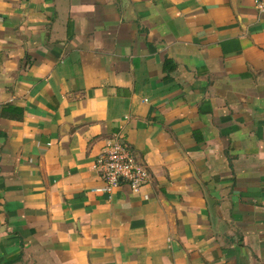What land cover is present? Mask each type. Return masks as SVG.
I'll return each instance as SVG.
<instances>
[{"label":"crops","instance_id":"0c3cea01","mask_svg":"<svg viewBox=\"0 0 264 264\" xmlns=\"http://www.w3.org/2000/svg\"><path fill=\"white\" fill-rule=\"evenodd\" d=\"M0 264H264L254 0H0Z\"/></svg>","mask_w":264,"mask_h":264},{"label":"built area","instance_id":"2783aa9c","mask_svg":"<svg viewBox=\"0 0 264 264\" xmlns=\"http://www.w3.org/2000/svg\"><path fill=\"white\" fill-rule=\"evenodd\" d=\"M254 8L258 14H264V0H254ZM93 167L104 182L98 190L105 192L122 184L132 192H138L151 179L149 170L135 160L134 152L119 132L105 140Z\"/></svg>","mask_w":264,"mask_h":264},{"label":"water","instance_id":"95a60500","mask_svg":"<svg viewBox=\"0 0 264 264\" xmlns=\"http://www.w3.org/2000/svg\"><path fill=\"white\" fill-rule=\"evenodd\" d=\"M134 158H135V160L137 161V162H139V163H141L142 165H144L145 166V168L147 169V170H149V168L146 166V164L143 162V161H141V160H139V159H137V157H136V154L134 153ZM149 173H150V178H151V172H150V170H149ZM212 203L210 204L209 203V208L210 209H212Z\"/></svg>","mask_w":264,"mask_h":264},{"label":"trees","instance_id":"16d2710c","mask_svg":"<svg viewBox=\"0 0 264 264\" xmlns=\"http://www.w3.org/2000/svg\"><path fill=\"white\" fill-rule=\"evenodd\" d=\"M168 63V62H167Z\"/></svg>","mask_w":264,"mask_h":264}]
</instances>
